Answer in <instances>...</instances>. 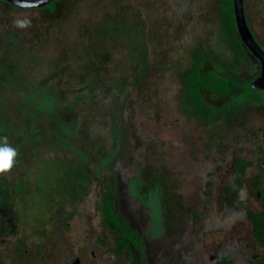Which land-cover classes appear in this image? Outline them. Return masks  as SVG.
<instances>
[{"label":"rangeland","instance_id":"374dc122","mask_svg":"<svg viewBox=\"0 0 264 264\" xmlns=\"http://www.w3.org/2000/svg\"><path fill=\"white\" fill-rule=\"evenodd\" d=\"M246 1L250 28L264 47V0ZM219 2L55 0L39 8H18L0 0V140L7 137L18 152L11 173L0 176V185L9 187L14 204L10 211L0 192L2 227L12 229L8 243L28 231V240L41 244L35 264H73L75 257L79 264H88L79 245L83 243L80 223L73 219L74 228L68 233L62 215L76 210L86 218L101 209L99 194L112 172L121 183V211L144 239L146 264L200 263L197 253L203 254V247L194 252L190 243L198 233L206 237L205 228L216 220L223 223L225 235L247 234L244 209L235 207L228 213L222 204L221 179H213L212 166H222L224 154L234 159L238 154L251 155L259 144L264 147V107L246 108L224 129L207 128L179 112L182 73L195 46L213 40ZM17 20L30 24L19 28ZM25 49L38 50V72H32L29 54L17 56ZM6 50H14L16 66L32 74L23 81H40L38 88L34 85L20 96L7 92L13 84L8 78L4 82ZM144 59L149 69L141 77ZM88 63L98 68L101 78L107 77L105 85L100 84L102 94L86 89ZM252 63L251 71L234 67L226 72L216 67L225 78L250 82L260 74L254 56ZM138 75L141 78L135 83ZM130 82L124 108L115 111L120 92ZM236 91L228 96L204 94L209 102L221 105ZM6 95L11 100L16 96L19 104L30 102L33 112L19 114L18 104ZM84 172L89 174L85 182ZM211 179L220 194L207 203ZM82 182L81 189L77 186ZM193 211H199L198 219ZM224 244L219 256L229 254L236 259L234 264H249L243 245L234 240ZM2 257L7 261L3 253ZM129 263L128 255L120 264Z\"/></svg>","mask_w":264,"mask_h":264},{"label":"trees","instance_id":"16d2710c","mask_svg":"<svg viewBox=\"0 0 264 264\" xmlns=\"http://www.w3.org/2000/svg\"><path fill=\"white\" fill-rule=\"evenodd\" d=\"M17 7L23 8L20 6ZM217 19L218 28L215 34L212 36L213 40L207 41L204 46H201L200 44L195 46V48L191 52V63L184 69L182 73L181 82L183 85V91L179 103V112L183 116L198 120L207 128L215 125L219 126L220 129H224L235 123L241 111L245 110L246 108H251L254 106L260 107L259 105H264V89L251 85L256 80V78L259 77L260 74L250 82L237 81L241 85L226 93L213 92L203 84V76L205 73L213 71L220 73L219 71H217V67L225 69L226 72H230L234 67L236 68V70H238L237 68H246L249 71H251V69L254 67L252 63L253 54H251V52L248 50V47L243 43L238 32L234 0H220V2L218 3ZM142 29H145V25H143ZM139 50L140 49L137 47L136 51L138 53H140ZM5 52L7 57H4V67H6L7 69H4V82H7L5 81V79L8 78V81L12 82L13 84L12 89H9L7 92L10 93V95L20 96L23 91H32V88H35L34 85H36V88H38L37 85L40 84V81L34 82L31 80L28 83H25L23 81L24 77H26V74L31 73L28 72V70L25 68L22 69L16 66L14 60L15 57L14 55H12L15 53V51L6 50ZM37 52L38 50H36L35 52L31 51V49H25L16 53L17 56L21 55V53L30 55L29 59L31 60V63H33L32 72L34 73L38 72L39 70V65H37L36 63V61H38ZM141 54L143 55L142 52ZM141 61H143L145 65V71L143 75H141L142 77L147 73L149 64L146 59ZM258 62L260 61L258 60ZM259 66H261V63H259ZM90 67L91 65L90 63H88L86 68H88L89 73L86 78L90 83L88 84V87L86 89L89 90L90 93L100 91V94H102L105 90H103V86L100 84L102 83L103 85H105L107 77H105L104 79L101 78V73L98 72V68L91 67L90 69ZM18 71H20L23 75L21 76ZM220 74L223 75L222 72ZM141 77L139 75L134 77V82L138 83ZM99 78L100 80H98ZM130 85L131 82L129 84H126V86L124 85V89L122 88L123 90L120 92L121 98L117 101V106L114 108L115 111H119V109H122V107L124 108L125 96L129 92V90H127V86L129 87ZM236 89L238 91L235 92L234 96L230 98L229 101L221 105H215L209 102L204 94V91H207L222 96H228L231 95ZM16 96L14 97L15 100H11V98L6 95L10 102L14 101L15 104H18L16 105L19 108L16 111L19 112V114L23 115V113L27 114V112H33V104H31L30 102H23L22 104H19L20 102H18ZM88 102L89 101L87 100L85 101V103ZM89 106H92V104H90ZM213 140L216 141L214 137ZM208 147H210V145H208ZM257 147H259L262 152L264 151L261 144H259ZM238 163H243V170L248 164H251L250 162L244 161L243 159H239ZM79 168L80 167L77 168V173L75 172V174L77 175L79 172ZM88 177L89 174H87V172H84L82 181L85 182ZM88 181L90 183V179ZM261 188L262 194L264 196V172L261 176ZM0 192L4 195V197H6L8 206L10 208L13 207L14 204L12 194L9 187L5 185V183L0 185ZM102 196L103 198L101 201V214L104 226L114 231L118 235L120 249L129 250L132 247L136 248L140 255L142 264H146L145 243L142 239L143 237L138 231H136V229L131 225L129 220L121 211V183L119 177L115 173L112 172L109 177L106 178ZM249 215L253 220L254 229L256 231L258 229V222H262V219L260 218L261 213L257 214L250 212ZM0 264H5V261L1 257V255ZM172 264L194 263L183 260H176Z\"/></svg>","mask_w":264,"mask_h":264},{"label":"flooded vegetation","instance_id":"af4514ba","mask_svg":"<svg viewBox=\"0 0 264 264\" xmlns=\"http://www.w3.org/2000/svg\"><path fill=\"white\" fill-rule=\"evenodd\" d=\"M244 3H245V10L247 13V1L244 0ZM248 50L250 51L249 48ZM253 56L255 55L253 54ZM260 72H261V68H260ZM259 106L264 107V105H259ZM259 128L263 130L262 126H260ZM253 134L257 137V139L259 138V135H257L256 132H254ZM208 139L210 142H212L213 140L212 137H208ZM209 149L214 150V148L211 147H209ZM219 154L221 155L222 153ZM211 156H213V152H211ZM239 159H243L244 161L250 162L251 164H248L243 170L242 169L243 163L242 164L238 163ZM224 161L225 163L222 166L217 167V165L215 164L212 166L213 173L211 176H213V179L217 176H219V178L221 179L220 190L223 193L222 197L224 198L222 204L225 203V207L226 209H228V213L231 215L234 212L233 208L235 207L238 208L237 209L238 211L240 210L242 211V208L244 209L243 213H245L244 215L245 222L246 225L248 226L246 229L247 234L242 235V237L238 236V238L234 237V235L231 236L230 234L225 235L222 233L223 231L222 228L224 226L223 223H220L216 220L213 226L209 228H205L204 232L207 234L206 237H202L203 235L198 233L194 238H192L193 241L190 244H194V247H192L191 250L194 252L196 251L198 252V250L203 247L204 250L203 254L197 253V258L200 263L207 264L206 262L208 261L210 264H234V260L236 261V259L231 257L229 254L228 255L224 254L223 256H219L221 254L220 246L225 245L224 243L233 242L234 240L237 245L239 244L243 245V249L246 252L245 256L249 264H264V196L261 190L262 189L261 176L264 172V151L262 152L261 149L257 147L256 150L253 151L251 155L238 154L234 159L232 158V155L224 154ZM209 182H210L209 190H208L209 198L206 199L207 203H210L211 196L217 198V195L220 194L219 192L217 193V191L214 190L216 187V181H213L211 179V181ZM81 184L82 186H77V187H81L82 189L83 182ZM246 188L248 192L247 190H245ZM85 191L88 192L87 189ZM103 192L104 189L99 194L101 201L103 198L102 196ZM245 193L247 194V197L244 196ZM235 195L239 196L238 201L235 199ZM200 203H202V201H200ZM13 207L11 208L9 207L10 211L13 210ZM225 207H223L222 205L220 208L222 210H225ZM197 209H199V207H197ZM250 212L257 214L261 213L260 218L262 219V222L261 223L258 222L259 223L258 229L256 231L254 229L253 220L250 218L249 215ZM84 214L85 213L82 214L80 211L70 210L68 213H64L62 216L64 219V226H67L65 229L68 233H70L69 231H71V229L74 228L73 226L75 222L73 221V219L76 218L75 219L76 223L78 222L80 223L79 231L81 234H83L82 235L83 243L79 245L83 247L82 251L85 254H87L88 264H96L95 262H97V264H101V263L104 264L103 262L105 263L107 262L108 264L109 259L112 262V264H120L122 260H126L128 255L130 259L129 264L131 263L134 264L133 261L134 247H132L129 250L120 249L118 235L114 231L113 232L116 234V236H114L111 233H108L106 230L108 228L103 226L104 223L102 219L101 209L94 211V215L93 214L89 215L86 218H84ZM193 215L195 218L198 219L199 211H193ZM227 219H229V216L227 217ZM4 225H5V219H4ZM1 230H2V222H0V232ZM11 231L12 229L10 227L4 226V256L7 260V261L4 260L5 264H35L36 254H38V252H41L40 249L37 248V246L40 243L35 242L34 246L31 249L29 247V240H28L29 235L27 232H20L19 233L21 235L20 237H17L16 239H14V241L8 243L7 240L11 235ZM103 231L108 236L105 235ZM109 236L112 237L111 240H109L110 239ZM71 237L73 239L72 234ZM199 237L202 239H199ZM88 243L93 244L90 245V247L92 246L95 247L93 248L94 250L93 249L91 250V252H89L90 247ZM234 249L236 248H231V250L233 251ZM97 256L99 257L96 258ZM76 260L78 261L79 264L80 259L79 258L76 259L75 257L74 261ZM191 263L200 264L198 262L196 263V261H192Z\"/></svg>","mask_w":264,"mask_h":264},{"label":"water","instance_id":"95a60500","mask_svg":"<svg viewBox=\"0 0 264 264\" xmlns=\"http://www.w3.org/2000/svg\"><path fill=\"white\" fill-rule=\"evenodd\" d=\"M13 5L23 8H36L45 6L55 0H6ZM235 15L239 35L243 43L250 49L261 63V72L258 78L251 84L255 87L264 89V48L257 41L252 29L250 28L245 10L244 0H234ZM203 84L211 91L217 93H226L241 85L237 81L225 78L217 72H208L203 76ZM134 264H141L137 249L133 248ZM74 264H78L76 260Z\"/></svg>","mask_w":264,"mask_h":264},{"label":"clouds","instance_id":"9594fccd","mask_svg":"<svg viewBox=\"0 0 264 264\" xmlns=\"http://www.w3.org/2000/svg\"><path fill=\"white\" fill-rule=\"evenodd\" d=\"M15 24L19 28H25L30 22L28 20H17ZM17 156V150L8 144L7 137H3L0 140V176L11 173L16 164Z\"/></svg>","mask_w":264,"mask_h":264},{"label":"crops","instance_id":"0c3cea01","mask_svg":"<svg viewBox=\"0 0 264 264\" xmlns=\"http://www.w3.org/2000/svg\"><path fill=\"white\" fill-rule=\"evenodd\" d=\"M203 138V137H202ZM210 143L208 142L207 143V146L209 145ZM210 147H211V144H210ZM191 181V180H190ZM184 206V205H183ZM123 213V212H122ZM125 216V215H124ZM128 220H129V222H130V219L129 218H127ZM0 222H2L1 221V219H0ZM131 223V222H130ZM132 225V224H131ZM22 232H24V231H22ZM27 233H28V231H26ZM28 235H30V233L28 234ZM21 236V235H20ZM30 237V236H29ZM2 240H4V227H2V230H1V232H0V242L2 241ZM34 240H32L31 238L29 239V247L32 249V247L34 246ZM2 253L4 254V243L1 245L0 244V255H1V257H2ZM3 258V257H2Z\"/></svg>","mask_w":264,"mask_h":264}]
</instances>
